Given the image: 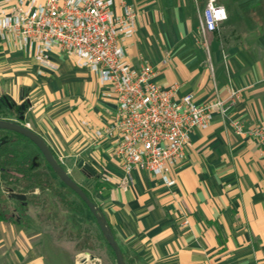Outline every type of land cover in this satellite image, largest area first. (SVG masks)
Listing matches in <instances>:
<instances>
[{"label": "crops", "instance_id": "1", "mask_svg": "<svg viewBox=\"0 0 264 264\" xmlns=\"http://www.w3.org/2000/svg\"><path fill=\"white\" fill-rule=\"evenodd\" d=\"M125 2L136 11V31L124 41L131 66L146 61L153 81L177 84L178 97L190 93L198 104H227L229 90L240 89L225 116L214 110L209 126L190 134L185 160L167 170L172 185L143 170L126 177L116 133L95 134L111 126L116 101L71 56L53 52L44 64L0 37V97L27 103L21 123L89 194L125 264H264V155L229 126L264 118V0H218L227 18L205 36L197 28L204 0ZM14 3L0 0V14ZM113 9L120 12L117 1ZM4 191L0 204L12 199ZM2 212L0 264H59L60 252L50 247L59 254L49 261L29 221Z\"/></svg>", "mask_w": 264, "mask_h": 264}, {"label": "built area", "instance_id": "2", "mask_svg": "<svg viewBox=\"0 0 264 264\" xmlns=\"http://www.w3.org/2000/svg\"><path fill=\"white\" fill-rule=\"evenodd\" d=\"M12 1L10 11L0 14L1 39L44 64L53 52L71 56L76 66L98 75L106 87L103 96L115 99L111 126L95 134L116 133L113 153L126 177L133 169L143 170L172 185L167 170L185 160L190 134L207 128L214 110L225 116L240 91L230 89L227 104H198L190 93L178 97L177 84L160 86L153 81L155 70L146 61L131 66L124 41L136 31V11L125 0ZM116 1L121 6L118 13L113 9ZM226 18L218 0H204L199 33L216 31ZM229 126L235 135L252 139L264 155V118L253 127L231 119ZM77 259L86 262L84 256Z\"/></svg>", "mask_w": 264, "mask_h": 264}, {"label": "rangeland", "instance_id": "3", "mask_svg": "<svg viewBox=\"0 0 264 264\" xmlns=\"http://www.w3.org/2000/svg\"><path fill=\"white\" fill-rule=\"evenodd\" d=\"M198 2L200 7V1ZM8 117L12 118L9 115ZM18 146L30 147L28 143H19ZM30 150L36 153L34 148L30 147ZM41 159L39 155V160L41 161ZM71 175L75 177L74 173ZM53 182L61 188L57 180L53 179ZM62 190L68 199H76L69 190L63 187ZM34 194L37 202H39L38 205L34 203V198L30 197L23 207L10 199L1 202L0 208L6 213L12 212L15 216L21 217L22 220L29 221L28 224L33 231L42 235L46 244L45 247H48L46 255L50 258L49 261L52 260L53 254H59L50 251V247L53 248L54 246L60 252L59 264H66L68 260L71 264H116L111 250L104 239L99 237L97 225L88 213L84 212V215L79 217L71 211L63 209L49 190L37 189ZM77 233L80 236L77 237ZM87 235L89 240L85 242L84 239H87L85 238ZM83 241L86 243V247H77V243L83 244ZM78 255L84 256L86 262L78 260L77 258L81 257Z\"/></svg>", "mask_w": 264, "mask_h": 264}, {"label": "trees", "instance_id": "4", "mask_svg": "<svg viewBox=\"0 0 264 264\" xmlns=\"http://www.w3.org/2000/svg\"><path fill=\"white\" fill-rule=\"evenodd\" d=\"M22 103H24L25 109L21 112L20 105H15L7 96H1L0 119L8 121L17 120L19 115L24 114L27 108L25 102ZM8 115L12 116L13 119H10ZM19 143H28L31 148L36 150V153L31 152L30 147L22 148L21 146H18ZM39 155L40 154L36 147L25 137L11 131L0 130V186L5 189L11 188L17 193L25 194V203L17 202L22 205L27 204L30 197L34 198V203L38 205L39 202H37L36 197L34 196L35 190H49L56 197L63 209L69 210L79 217H82L84 212H86L92 221L96 223L86 205L73 192L72 193L76 199L70 200L67 198L65 192L62 190V187L65 189L67 188L57 179L43 158L41 157V161L39 160ZM35 163H37V165H35ZM53 179L57 180V183L61 186V188L54 184ZM82 190L91 200L86 190L83 188ZM2 211L3 210L0 208V220L5 218ZM98 235L103 238L99 231ZM78 236L80 235L77 233V237ZM85 238H87L84 239L85 242L86 240H89L88 235ZM85 242L83 241V244L77 243V247H86ZM111 253L113 254L112 250Z\"/></svg>", "mask_w": 264, "mask_h": 264}, {"label": "water", "instance_id": "5", "mask_svg": "<svg viewBox=\"0 0 264 264\" xmlns=\"http://www.w3.org/2000/svg\"><path fill=\"white\" fill-rule=\"evenodd\" d=\"M22 99V97H21ZM27 105V103H25ZM21 112L24 111L25 105L24 103L20 104ZM24 119V115L20 114L17 120L8 121L4 119H0V130L11 131L17 133L26 139H28L38 150L40 156L47 163L51 171L55 174L57 179L71 192H73L88 208L90 214L94 217L96 225L99 229L100 234L103 236L104 240L112 250L114 254V259L116 264H125L121 250L114 239L113 233L106 223L105 217L101 213V211L96 207V205L86 196L82 188L76 184L68 172L59 164V162L53 156L51 150L43 141V139L30 130L28 127L23 125L21 122ZM37 165V163H35ZM83 168L93 174V171L87 165H84ZM5 192L8 196L16 201L25 203L26 196L22 193H17L13 191L11 188H6Z\"/></svg>", "mask_w": 264, "mask_h": 264}, {"label": "flooded vegetation", "instance_id": "6", "mask_svg": "<svg viewBox=\"0 0 264 264\" xmlns=\"http://www.w3.org/2000/svg\"><path fill=\"white\" fill-rule=\"evenodd\" d=\"M20 203H22V202H20Z\"/></svg>", "mask_w": 264, "mask_h": 264}]
</instances>
